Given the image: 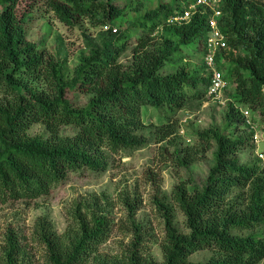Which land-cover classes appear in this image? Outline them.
I'll use <instances>...</instances> for the list:
<instances>
[{
    "label": "trees",
    "instance_id": "obj_1",
    "mask_svg": "<svg viewBox=\"0 0 264 264\" xmlns=\"http://www.w3.org/2000/svg\"><path fill=\"white\" fill-rule=\"evenodd\" d=\"M196 1L47 0L69 27L84 18L106 27L95 36L85 34L88 52L72 66L66 50L57 56L43 41L28 38L34 0H0V204L47 196L73 172L107 170L111 154L146 146L145 132H154L164 150L172 145L178 156L183 150L179 161L188 169L203 147H214V163L202 183L180 179L172 203L154 198L165 221L161 262L145 247L144 226L136 218L139 203L126 197L127 220L115 221L100 202L104 193L77 202L73 223L62 235L47 218L39 220L36 235L47 247V264L264 260V164L242 111L247 107L253 122V114L264 120V0H221L227 47L217 53L216 63L235 90L223 123L194 129L197 145L181 148L173 138L177 112L210 99L204 56L211 9L202 5L183 22L169 19ZM195 59L201 61L193 66ZM166 67L173 70L163 72ZM76 92L88 96L85 104L69 97ZM151 109L169 121L148 120ZM39 123L47 132L32 134ZM252 150L256 157L243 160ZM173 203L185 215L187 232L176 223ZM116 226L133 233L126 252L99 257ZM4 250L0 264H27L20 262L26 252L14 233ZM202 250L212 251L208 260L193 261L191 255Z\"/></svg>",
    "mask_w": 264,
    "mask_h": 264
},
{
    "label": "rangeland",
    "instance_id": "obj_2",
    "mask_svg": "<svg viewBox=\"0 0 264 264\" xmlns=\"http://www.w3.org/2000/svg\"><path fill=\"white\" fill-rule=\"evenodd\" d=\"M35 5L32 16L27 25L28 38L32 41H43V46L54 55L65 56L68 54L72 66L78 63L80 54L88 52L84 40L85 34L95 36L99 31L106 29L105 26L95 27L87 18L75 27L65 25L56 14L50 10L47 0H34ZM122 2V1H121ZM27 5V3H26ZM30 5V4H29ZM28 5V6H29ZM66 50V52H65ZM188 59H191L188 56ZM200 59H195V64H200ZM173 69L166 67L163 72ZM235 84L228 83L224 91L225 103H218L212 99L202 102H194L183 110L177 112L175 119H179V124L175 128L173 138L174 145L184 148L189 145H197V139L193 130L206 128L212 124L221 125L227 105L231 100L230 95L234 93ZM69 97L76 105H83L87 102L88 96L83 93H69ZM248 109L242 107V110ZM143 109V116L146 110ZM249 110V109H248ZM148 120L153 123L162 124L169 121L167 116H161L154 110L149 111ZM251 114V112H250ZM258 124V129L263 134V139L258 147L264 150V120L253 114ZM43 124H35L32 134L46 133ZM149 142L142 148L131 152L121 151L110 155V164L107 170L96 172L90 169H83L70 173L68 179L53 188L47 196L38 199L25 201L17 200L5 204H0V258L5 253L4 249L8 245L9 234L14 233L25 250V255H20L21 263L47 264V247L36 235L37 223L41 218H47L53 225L54 230L59 234H64L71 223L72 214L76 208V203L81 200H90L94 194L107 196L101 198L100 202L105 203L108 215L120 221L127 220L128 208L124 199L129 197L132 202L139 203L136 218L144 226L145 247L152 252L158 260H163L161 244L165 238V221L158 211L154 202L156 195L166 198L168 202H173L172 190L180 179L188 180L190 177L202 183L211 165L214 163V147L205 146L201 149L197 159L192 161L190 169L180 163L185 152L180 151V156L176 155L174 146L169 145L164 150V142H158L154 132H145ZM255 158L254 150L250 154L242 156L243 160ZM175 207L176 223L181 231L187 232L185 215ZM132 232L122 230L117 227L112 231L108 240L99 247V257L123 256L127 250ZM212 251L202 250L191 255L193 261L203 262L208 260ZM101 255V256H100ZM95 260V259H94ZM93 261V259H92ZM264 264V260L260 263Z\"/></svg>",
    "mask_w": 264,
    "mask_h": 264
},
{
    "label": "built area",
    "instance_id": "obj_3",
    "mask_svg": "<svg viewBox=\"0 0 264 264\" xmlns=\"http://www.w3.org/2000/svg\"><path fill=\"white\" fill-rule=\"evenodd\" d=\"M221 0H197L189 6L181 14H175L169 19L171 22H183L189 20L199 9L200 6L205 5L210 7L211 13L208 16V37L206 45V54L204 56V63L207 70L211 74V82L208 87V95L210 99L218 103H225L224 91L228 83L224 79L223 72L218 68L216 63V55L219 51L227 47V39L220 26V19L222 17V10L220 7ZM253 130V139L256 145V154L264 164V151L258 147L263 139V134L258 129L256 121L253 122L250 110H242Z\"/></svg>",
    "mask_w": 264,
    "mask_h": 264
}]
</instances>
